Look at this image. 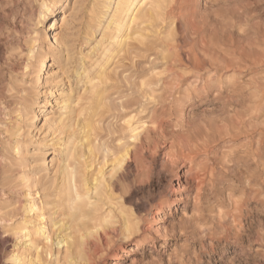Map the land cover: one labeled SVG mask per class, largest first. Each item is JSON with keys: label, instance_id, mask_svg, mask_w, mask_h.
Instances as JSON below:
<instances>
[{"label": "rangeland", "instance_id": "obj_1", "mask_svg": "<svg viewBox=\"0 0 264 264\" xmlns=\"http://www.w3.org/2000/svg\"><path fill=\"white\" fill-rule=\"evenodd\" d=\"M44 1L53 3L56 11L60 45L39 80L37 68L44 64L54 30L48 17L38 23ZM165 4L164 12L182 26L184 42L170 43L166 25L150 28L153 20H142L144 24L121 33L123 40L128 32L131 38L107 63L111 13L100 19L101 0H0L1 264H11L20 241L14 227L25 218L46 227V235L39 239L40 264L63 263L65 250L58 252L55 245L60 232L54 220L68 155L54 144L76 145L81 136L77 121L83 115L92 117L96 153L89 173H96L127 146L142 156L162 147L161 158L166 161L171 141L178 144L190 137L203 146L198 200L191 190L186 201H178L165 213L159 205L175 196L171 190H155L153 202L142 194L150 211L142 221L144 248L123 252L121 241L115 239L112 250L102 257L104 264H264V193L251 201L245 214L243 243L226 237L215 219L220 206L230 209L222 185L223 154L228 152L222 144L225 129L260 107L264 94V0H166ZM147 13L145 8L141 16ZM64 14L67 18L62 21ZM189 52L207 65L204 71L179 66L181 55ZM36 54L40 57L34 66L31 55ZM83 72L91 73V78L103 75L98 101L89 90L85 93ZM197 77L207 80L206 85L195 84ZM250 124L255 130L264 129V120ZM143 164L149 165L148 160ZM186 170L179 166L181 174ZM262 170L257 177L264 187ZM197 171L193 166V173ZM135 178L141 188L150 185L148 177ZM184 193L179 189L175 194L184 198ZM29 202L37 210L27 214Z\"/></svg>", "mask_w": 264, "mask_h": 264}, {"label": "bare ground", "instance_id": "obj_2", "mask_svg": "<svg viewBox=\"0 0 264 264\" xmlns=\"http://www.w3.org/2000/svg\"><path fill=\"white\" fill-rule=\"evenodd\" d=\"M101 2L103 16H100V19L111 13L108 28L112 29V36L109 40L111 46L107 50V63L119 53L117 48L131 38L128 32V39L123 40L121 33L136 25L144 24L142 20H153V23L147 26L150 28L159 29L166 25L172 37L170 43H183L186 38L184 34H180L182 26L173 20L170 13L164 12L166 0H101ZM145 8L148 9V13L141 16ZM42 10L38 23H45L48 17L53 23L51 29L54 30L50 49L44 53V64L37 68L39 80L46 75L47 61H51L53 51L60 45V36L57 33L60 26L54 16L56 11L53 3L44 1ZM65 15L62 21L66 20ZM206 47V44L203 45L202 51ZM39 57L37 54L31 55L34 66L38 65L36 62ZM178 63L181 68L195 69L198 73L204 71L207 66L196 53L190 52L183 53ZM80 76L87 81L85 93L89 90L98 101L103 75L91 78V73L83 72ZM195 79V84L203 82V86L206 85L207 80H203L202 77ZM192 87L197 89L195 86ZM206 88L209 87L203 89ZM260 102L261 106L251 110L245 120L235 122L234 125L226 128L223 137L222 144L226 145L224 148L228 152L223 154L222 185H224V202L230 209L220 206L214 218L226 237L233 236L234 239H231L235 240V244L243 243L241 232L245 227L244 218L249 212L251 201L264 193L263 181H259L257 177L258 170L261 167L264 169V129L255 130L250 124V121L264 120V94ZM180 112L182 114V111ZM28 114L29 112L26 111V115ZM83 116L77 121L81 136L76 145L66 146L56 142L54 144L55 147L61 148L62 154L68 155V162L63 165V176L55 206L57 217L54 220V226L58 225L57 230L60 232L55 245L58 252L61 248L65 250L62 264H104L102 257L112 250V245L116 243L115 239L121 241L120 249L123 252L135 253L136 250L144 248L145 243L141 239L145 234L142 221L150 211L148 212V204L141 201V195L144 194L149 197L150 202H153L154 198L151 196L155 190L161 192L165 188L171 190L175 196L159 205V211L166 213L167 208L178 206V201H186L191 195V190L195 191L194 199L197 201L200 185L203 182L199 173L201 171L199 157L203 146L190 137L182 138L178 144L172 141L169 143L170 152L167 154V161L161 158L162 147L148 149L145 154L141 152L142 156L138 155L135 147L127 146L114 154L110 161H104L96 173H89L88 171L93 168L92 159L96 157V153L95 148L92 147V117ZM36 117L37 120L40 119L39 115ZM181 120L183 122L181 125L185 126V118ZM229 144L233 146L230 147ZM235 148L237 150H234ZM145 160H148L149 165L143 164ZM179 166L188 167V170L181 174ZM193 166L197 167L196 173H193ZM262 172L264 173V170ZM139 176L148 177L150 185L146 188L139 187L135 178ZM179 189L185 191L184 198L182 194H175ZM106 207L108 209H105ZM26 209L27 214H30L35 212L37 207L29 202ZM45 230V226L40 227L31 219L25 218L24 221L17 223L14 231L20 241L16 245L17 249L10 256L11 264H40L43 247L39 239L46 235ZM49 238L48 236L47 239ZM133 241L135 243L132 249L130 245ZM2 244L3 239L0 236V248ZM57 264H61L59 260Z\"/></svg>", "mask_w": 264, "mask_h": 264}]
</instances>
